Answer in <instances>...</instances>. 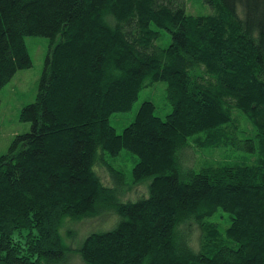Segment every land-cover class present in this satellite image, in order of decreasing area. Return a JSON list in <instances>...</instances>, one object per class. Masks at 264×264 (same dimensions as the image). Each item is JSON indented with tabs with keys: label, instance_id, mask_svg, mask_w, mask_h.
Listing matches in <instances>:
<instances>
[{
	"label": "trees",
	"instance_id": "1",
	"mask_svg": "<svg viewBox=\"0 0 264 264\" xmlns=\"http://www.w3.org/2000/svg\"><path fill=\"white\" fill-rule=\"evenodd\" d=\"M203 1L211 13L189 14L185 0H0V90L33 66L26 37L61 39L21 112L31 131L0 157V264L71 253L85 264H264V0ZM159 82L166 119L145 101L118 134L111 116ZM191 145L242 155L186 167ZM123 151L138 158L134 183H148L136 201L97 172L124 185L106 161ZM106 211L115 226L75 249L64 241L67 221Z\"/></svg>",
	"mask_w": 264,
	"mask_h": 264
},
{
	"label": "rangeland",
	"instance_id": "2",
	"mask_svg": "<svg viewBox=\"0 0 264 264\" xmlns=\"http://www.w3.org/2000/svg\"><path fill=\"white\" fill-rule=\"evenodd\" d=\"M186 9L192 15H206L212 12L211 8L204 3L203 0H185ZM164 37L157 44L161 47H167L171 42V36L167 32H163ZM58 37L55 43L45 37H26V45L33 66L30 69L20 70L14 78L0 90V157L7 154L14 139L18 135H23L31 131V123L22 122L21 112L29 104L36 99L39 83L48 55L54 44L59 43ZM167 83L159 82L155 85L141 91L138 100L129 113H116L110 118V124L116 129L118 134H122L124 129L131 124L136 114L145 101H151L156 106L155 114L166 119L172 108L167 100ZM183 165L186 167H210L217 166L234 161L236 157L242 155L232 149H199L191 145L182 152ZM107 164L113 169L121 171L124 178V185L118 188V185L112 180L106 168H97L103 183L111 188H117L120 193L121 201H136L148 195V183L135 184L132 177V171L138 162V158L123 151L117 158H106ZM118 218L115 213L106 211L96 217H91L81 221H67L63 224L62 234L64 241L72 248H76L85 237L90 233L102 230H109L115 226ZM222 231L229 226V219L226 214L217 215L213 220ZM194 237L196 239L199 231L194 228ZM64 264H85L82 257L78 253H71L66 256Z\"/></svg>",
	"mask_w": 264,
	"mask_h": 264
}]
</instances>
